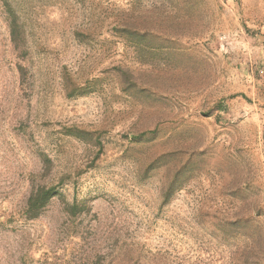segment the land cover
<instances>
[{
	"label": "rangeland",
	"instance_id": "1",
	"mask_svg": "<svg viewBox=\"0 0 264 264\" xmlns=\"http://www.w3.org/2000/svg\"><path fill=\"white\" fill-rule=\"evenodd\" d=\"M0 264H264V0L0 1Z\"/></svg>",
	"mask_w": 264,
	"mask_h": 264
},
{
	"label": "trees",
	"instance_id": "2",
	"mask_svg": "<svg viewBox=\"0 0 264 264\" xmlns=\"http://www.w3.org/2000/svg\"><path fill=\"white\" fill-rule=\"evenodd\" d=\"M144 29L137 25L135 21H131L130 19H124V21H122L119 26L114 28V31L119 33L120 36L135 39L139 36V32ZM148 29L149 31L151 30L150 28ZM70 132L75 136L79 134L76 129ZM44 163H49L48 159H46ZM56 195V188L52 186L46 187L44 185H40L33 189L26 202V218L30 220L37 218ZM169 197L170 189L169 186H167L165 191L161 194L162 205H166L168 203ZM78 207V204H73L71 207H69V209L71 210L70 212L78 211ZM255 213L258 215V211H256ZM254 224L255 221H253L252 217H249L247 215H241L240 218L236 220V222L226 223V225L224 226H226L227 228L234 227L237 231L243 232L246 231L247 228L253 229L254 231L257 230L258 226Z\"/></svg>",
	"mask_w": 264,
	"mask_h": 264
}]
</instances>
